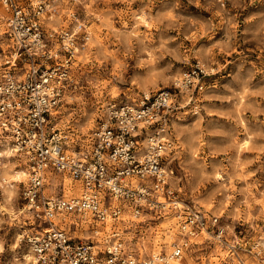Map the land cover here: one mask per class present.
Masks as SVG:
<instances>
[{"label": "clouds", "instance_id": "9594fccd", "mask_svg": "<svg viewBox=\"0 0 264 264\" xmlns=\"http://www.w3.org/2000/svg\"><path fill=\"white\" fill-rule=\"evenodd\" d=\"M92 2L93 0H32V8L35 15L40 17V24H47L48 27H52L54 23L59 27L61 35H65L64 26L59 18L62 14L61 10L75 7L76 5H82L88 8ZM122 2L130 6L133 0H122ZM152 2L153 0H148L149 5H151ZM0 5H3L6 9L8 7V0H0ZM197 5L200 6L199 0H197ZM228 5H231V7ZM255 5H257V0H206L204 5L205 9L213 12L214 16L219 17L220 22L225 26L228 32L227 42L223 45H216V48H222L225 52L234 51L238 46L237 37L242 33L243 38L248 42H254L258 48L264 50V3L256 6L254 10L249 11V9L253 8ZM176 6L177 5L174 4L167 11L157 14V23L162 26L165 33L169 30H176L179 32L182 28L185 33H188L196 25H199L201 28L206 27L208 31H211V21L202 24L199 20L189 19L183 15L176 14ZM244 12H247V15H244ZM49 13L52 15L49 16ZM70 18L73 20L75 19L74 16ZM133 18H135V14H133ZM13 25L14 22H10L6 27L0 29V35H2L3 31H10L13 37L12 47L14 52H18L19 47L24 46L28 48L29 54L32 57L56 58L57 48H63V45H56L49 50L42 43L35 45L32 43L35 37L30 40L22 41L20 33L14 30ZM80 30L79 27L75 28L73 35ZM50 35H53V33H50ZM175 39L176 37L168 36L161 41V47L171 43ZM70 48L71 45H69V49ZM175 51L178 52L179 48L175 49ZM168 54H172V52L165 51L162 53V55ZM9 56H11L10 59ZM17 58L18 56L12 53L0 56V77H7L11 80L15 90L20 94L18 98L16 95L8 93L4 99H0V230H4L6 227H16L22 230L21 233L17 235L15 244L11 246L13 253H15V250L26 238L29 242H34L37 238L40 241L44 239L43 234L37 237L34 235L33 231L23 230L26 224H34L38 219L41 222L47 221L52 223L54 229L58 226L66 230L68 224L76 223L77 220L83 219L84 223L80 226L86 228L89 218L93 215V211H95V213L100 215L101 222L109 218V213L117 217L115 221H110L117 225L112 231L104 233L98 232L91 237L93 241L99 242L98 248L100 250L111 252L118 259H123L127 254V259L124 260V264H138V262L132 260V253L137 248H142L145 254L151 257L145 260L144 264H180V260L184 257L186 250H188V242L178 238L176 233L178 232L180 236L193 235L190 227L185 230V228L180 226L183 223V218H181L180 223L169 220L168 224L165 225V227L169 228V232L165 233L168 235V240L164 242L167 247L168 256L163 259L160 257V248L158 246L155 251L149 252L145 240H141L139 244L134 245L132 243V235L129 234L125 236L123 234L122 228H130L132 227L131 224L120 226V220L122 219H149L146 215L137 214L134 210L135 205H142L145 210L151 209L159 215L164 216H167L169 212H181L182 205L177 204L174 199L170 204L162 199L164 184L169 183L171 185L168 190V195L171 199V193L179 190L178 185L180 184V180L173 178L171 171L164 170L155 173V175L160 177L161 182L153 185L149 181L147 182V188L138 187L135 183L129 185L125 182L123 186L134 189L139 197L135 199V203L128 209V217L122 215L116 208L104 210L98 197H94V209L85 208L82 203L74 199L77 194L68 191L69 185L71 184L68 177L69 175H75L71 168H60L59 172L53 171L57 161L75 163L81 160L82 156H73L71 152L64 155L62 152H57L54 148L49 146L47 156L45 157L47 160L46 164L44 160L38 159L37 156L34 155V153L40 149V145L45 142L42 136L29 135L20 128L21 121H23L28 114L27 107L22 106L23 102L27 99L26 88L36 68L33 66H26L27 70L23 75L17 74L9 77L8 73ZM184 62L187 63L186 58ZM5 64H8L9 68H5ZM144 66L146 73H136L132 78L135 81V86L140 89L139 93L133 92V95L139 97L142 93L144 97H147L154 92L160 84L176 82L171 68L165 67L158 69L155 66H149L147 62ZM207 71H211V69ZM65 79H71V77L66 76ZM97 79H99V74L85 76L83 81L76 84V91L71 93L73 101L79 105L77 111L81 114H84V105L92 102V98L95 97L94 102L99 108L97 112L93 114V120L96 115L101 117L106 116L107 109L105 105H111L112 103L111 97L106 91L98 93L97 84L95 83ZM181 79L184 81V87L182 88L184 103L180 106H184L190 102L191 89L188 88V84L195 82L191 81L190 77L187 75L182 76ZM116 83L126 84L127 81L122 77H109L107 88L115 86ZM246 85L247 82H245L243 91L237 93L241 103H244L245 99L248 97L257 95L264 96V91L253 92ZM53 88L58 89L59 85L53 83L46 89L42 87L40 91L43 95L49 97L44 110L50 112L53 118H56L57 109L60 113H63L65 110L63 108H58L61 100L55 98L59 95V92H53ZM3 93H5V89L0 88V94ZM77 97H79V99H77ZM177 103L178 101H173L171 106L174 107ZM254 103L253 101L246 106L248 108H253ZM253 112L255 114L254 109ZM17 116H19V119H16ZM70 118L71 117H66L58 124L62 133L67 128H73V126L68 123ZM154 119H158V117H153L150 114H144L142 116L139 112L135 111L133 107L120 112L116 117L117 122L115 124L108 121L107 127L119 129L121 135L110 138L106 142L117 145V152L121 155L116 157L100 154L97 157L98 163L101 166L107 164L109 167L112 165L120 166L125 163L124 153L127 146L124 144V137L141 135L140 129L152 124ZM88 127L87 124H82L79 120L76 121L72 134L65 137L70 148L72 146L73 135L77 137L80 134L88 135ZM6 131L11 134L5 136L4 133ZM245 131L247 132V130ZM206 134L213 133H206L200 128H177L175 138L179 141L180 138L183 137L181 143L173 144L172 138L169 137L167 139L161 138L158 140L146 141L143 147L149 150L153 162H155L156 157L167 156L174 147L186 149L195 157L199 151H202V147L205 143L204 136ZM24 136L28 137L27 141L24 140ZM91 139L92 138L89 137V141ZM257 140L264 141V133L248 135L243 141V146L235 140L228 146L229 150H235V156L229 158L234 175L227 176L226 169L219 170L225 174L228 180L236 179L237 176L247 180L255 176V172H246L244 170L253 163L259 162V155L254 159H241V154L243 151L264 153V143H256ZM129 143L131 142L129 141ZM84 146L85 148L90 147L87 141ZM89 155H91V152H89ZM33 161H35L36 167H32L31 162ZM140 163H144V158H140ZM190 163L195 164V159L190 161ZM48 165H52L53 168H49ZM181 165L187 170V166L184 165L183 162H181ZM94 173L95 169H93L92 174ZM92 174H88L85 177L88 179L89 183L92 182ZM147 175L148 173H145V176ZM199 176H203L202 165H197L196 169L188 174L189 181H193L194 178ZM202 182L203 181H201V183ZM101 183L103 188L111 189L115 181L109 179L107 173H105ZM199 187L200 184H196L192 188L194 198L199 196ZM229 187V184L223 185L212 192L208 196V199L204 201L205 203L215 202L216 208L213 213L215 217L219 218L224 216V224H217V227L223 228L221 236L227 243H222L220 237L211 234L207 235L206 239L209 245L214 244L217 249L223 250L221 255L225 264H264V227H261L260 224L257 223V221L264 222V199L256 201L251 196L249 188H241L238 189L237 192L244 196L242 201L237 202L234 195L231 197L224 196L223 199L216 200V197L224 195L225 189ZM249 187H251V185ZM148 189H152V191H148ZM87 195H91V193ZM25 200L27 203H22V201ZM250 200L252 203H249ZM200 203L201 201L197 199V204ZM229 203L233 205L232 209L228 208ZM257 203L259 204V208L255 209L256 214L252 215L249 220V210L255 208ZM125 207H128V205H125ZM78 208L81 210V216L76 215ZM229 220L232 222L229 223ZM237 221L241 224H248L251 229L249 233V235L252 236L251 239L245 241L234 238V229ZM211 223L215 224L216 221H211ZM252 233H255V235H252ZM230 237L232 238L230 239ZM120 241H123V243ZM173 241H175V246H173ZM55 248L56 245L50 241L42 246H33L29 253L23 256L22 259L15 258L14 264H39L40 261H44V264H52L49 256L55 255ZM238 248L243 249V255L237 250ZM4 251V241L0 240V253ZM91 251L95 253L97 249H92ZM44 252H46L47 255H44ZM108 264H115V261H109Z\"/></svg>", "mask_w": 264, "mask_h": 264}, {"label": "rangeland", "instance_id": "374dc122", "mask_svg": "<svg viewBox=\"0 0 264 264\" xmlns=\"http://www.w3.org/2000/svg\"><path fill=\"white\" fill-rule=\"evenodd\" d=\"M205 3L206 0H199L200 6H198L197 0H153L149 5L148 0H133L129 6L122 0H93L88 8L76 5L74 8L77 11V16L87 24L90 38L86 45L79 48L76 53L71 66L73 84L65 95L66 99L64 97L58 106L65 111L60 113L57 109V117L53 118V122L60 131L58 124L66 117H71L68 123L73 128L78 120L82 124H87L89 126L88 135L80 134L78 137L73 135L71 148L65 137L72 134L73 128H67L63 133L61 132L68 149L75 151L85 149V142L91 144L92 140L89 141V137L102 118L96 115L95 119H92L93 114L99 108L94 102L95 97L92 98V102L84 105L83 113L86 115L77 111L79 105L72 99L71 93L76 91V84L83 81L85 76L99 74V79L95 81L98 93L106 91L111 99L127 100L137 97L133 95V92H140L132 78L136 73H146L144 66L146 62L149 66H155L158 69L171 68L175 78L180 71L199 60L207 69H211L210 74L205 78L206 86L201 92L194 93L198 97L196 108L192 101L181 107L172 120V129L174 136L177 128L185 127L200 128L206 133L213 134L204 136L205 143L202 151H199L195 157L190 151L177 147L169 155L168 163L173 169V178L180 180L178 188L182 197L196 207L213 214L216 208L215 202L205 203L204 201L212 192L225 184H229L230 187L225 189L224 195L216 197V200L234 195L237 202L242 201L244 196L237 192L241 188H249L251 196L256 201L264 199V153L242 152L241 159H254L259 155V162L253 163L244 170L255 172V176L247 180L239 176L236 179L228 180L225 174L219 171L226 169L227 176L234 175L229 158L235 156V150L228 148L233 140L243 146V141L248 135L264 133V96L248 97L244 103H241L237 96V93L243 91L245 82L253 92L264 91V50L258 48L254 42H248L243 38L242 33L237 37L238 46L234 51L225 52L222 48H216V45H223L227 42L228 32L219 17L205 9ZM262 3L264 0H257V5L250 8L249 11L254 10ZM174 4L177 5L176 14L199 20L202 24L211 21V31H208L206 27L201 28L196 25L188 33H185L183 28L179 32L169 30L165 33L162 26L157 23L156 17L158 13L167 11ZM228 6L231 7V5ZM66 9H62L60 21L63 25H72V21L65 14ZM4 14L5 11L0 5V29H3L5 25ZM133 14H135V18H133ZM243 14L247 15V12ZM42 25L44 30L59 28L54 23L52 27H48L47 24ZM168 36L176 37V39L161 47V41ZM177 48H179L178 52L175 51ZM165 51H170L172 54L162 55ZM185 58L187 63L184 62ZM109 77H122L127 83H116L115 86L107 88ZM171 86L172 83H162L158 87ZM253 101L255 102L253 108H248L246 105ZM181 103L183 104L184 100ZM182 141L183 137L177 141V144ZM256 143H264V141L257 140ZM193 159H195V164L190 163ZM181 162L187 166V170L181 165ZM197 165L203 166V176L189 181L188 174L193 172ZM201 181L203 182L201 183ZM196 184H200L199 196L194 198L192 188ZM250 185L251 187H249ZM197 199L201 201L200 204H197ZM249 203L252 201L250 200ZM228 208L232 209L233 205L229 203ZM258 208L259 204L257 203L255 208L249 210V220L252 215L256 214L255 209ZM169 220L174 221V218L160 217L154 221L155 223L150 221L151 225L147 228L148 235L157 232L155 236L149 237L150 250L156 249L157 246L160 248L159 244L162 249L166 248L164 242L168 240V235L165 233L169 232V228L165 225ZM218 220L223 224L225 222L224 216L219 217ZM231 222L229 220V223ZM257 223L264 227V222L257 221ZM29 225L26 224L24 229L30 228ZM133 230L135 229L130 227L132 233H134ZM21 231L16 227H6L4 230H0V240L4 241L5 248V251L0 253V264H14V258L21 257L24 251L22 242L15 253L11 248ZM82 232L88 234L89 231L87 228L82 231L79 229L76 234ZM234 232L235 239L247 241L252 238L249 235L251 229L248 224H241L237 221ZM237 250L242 255L244 254L243 249L238 248ZM222 251V249H217L214 244L209 245L207 239H203L199 247H192L184 255L182 262L225 264L221 255Z\"/></svg>", "mask_w": 264, "mask_h": 264}, {"label": "built area", "instance_id": "2783aa9c", "mask_svg": "<svg viewBox=\"0 0 264 264\" xmlns=\"http://www.w3.org/2000/svg\"><path fill=\"white\" fill-rule=\"evenodd\" d=\"M5 14L4 22L6 27L10 22H14V30L20 33L21 40H32L35 45L44 44L47 49H51L56 45H63V48H57L56 58H39L32 57L29 54L28 48L24 46L19 47L18 52H14L12 47L13 37L10 31H3L0 35V56H5L10 53L15 54L18 58L11 66V70L8 76H15L17 74L23 75L27 70L26 66H33L36 71L32 78L28 82L26 88L27 99L23 102L22 106H26L28 114L24 120L20 123V128L29 135H35L38 137L42 136L45 141L40 145V149L34 153L38 159L44 160L47 164L45 157L47 156L49 146L54 148L57 152H62L67 155L69 152L73 156H82L81 160L70 163L69 161H57L56 167L48 165L49 168H53L54 172H59L60 168L70 167L75 175H69L68 179L71 184L68 191L75 193L74 199L84 205L85 208H95L94 197H98L101 201L104 210L116 208L122 215L128 217V209L135 203V199L139 198L135 193L134 189L130 187H124L123 185L127 182L129 185L137 184L138 187L147 188V182H151L153 185L161 182L160 177L155 175L158 171L168 170L173 174V169L169 166L168 157L175 150L174 147L167 156L156 157L155 162L152 160V156L147 148L143 145L149 140H158L161 138L167 139L172 138V143L177 144L172 129V120L176 117L178 111H180L181 101L184 100L182 88L184 87V81L181 79L182 76L187 75L191 81L195 83H189L188 88L191 89L190 102L194 105V108L198 106V97L194 93L201 92L206 86L205 78L210 74L206 66L199 60L194 61L188 67L180 71L175 77L174 83L171 87H158L149 96L144 97L141 93L140 96L133 99H111V105H105L107 112L106 116L102 117L92 131L91 144L89 148L82 150H70L65 146L63 141V134L55 126L53 122V116L50 112L44 110L49 100V97L41 93V88H48L51 84L55 83L59 85V88H53V92H59V95L55 98L63 100L68 89L73 84V78L71 76V66L75 59L76 53L79 48H83L88 39L90 38V30L83 19L77 16V11L74 7L66 9V15L72 21V25H63L65 35H61L59 28H51L50 30H44L43 25L39 23L40 17L35 15L32 8V0H8V7L5 9L2 5ZM61 12H63L61 10ZM70 14V15H69ZM49 16L52 14L49 13ZM74 16L75 19L70 17ZM3 27V28H4ZM79 27L81 30L73 35L75 28ZM53 33V35H50ZM69 45L71 48L69 49ZM7 49V52H6ZM11 56H9V59ZM5 68H9L8 64L4 65ZM71 77V79H65V77ZM0 88L5 89V93L0 94V99H4L8 93L14 94L19 98V92L15 90L14 84L7 77H0ZM173 101H178L176 106H171ZM188 104V103H187ZM185 106V105H184ZM139 112L142 116L144 114H150L154 119V122L145 128L140 129L141 135L135 137H124V144L127 146L124 153L125 163L120 166L112 165L109 167L107 164L101 166L98 163L97 157L100 154H107L109 156L119 157L121 154L117 152V145L109 144L106 141L110 138H115L121 135L119 129L114 127H107L108 121L115 124L116 117L120 112L125 111L128 108H133ZM19 119V116L16 117ZM11 133L5 132L4 135H10ZM27 141L28 137H23ZM129 141L131 143H129ZM91 152V155H89ZM144 158V163H140V158ZM32 167H36L35 161L31 162ZM93 169L95 173L92 174ZM107 173L109 179L114 180L115 184L113 188H103L102 179ZM145 173H148L145 176ZM88 174H92L89 183L85 177ZM171 187L169 183L164 184V194L162 199L167 201L169 204L174 199L177 204L182 205V211L172 213L169 212L167 216L159 215L154 210H145L142 205H135V212L137 214H143L149 217L147 220L138 219H122L120 220V226L124 224H131L134 233L130 231V228H122V232L125 236L131 234L133 239L132 243L137 245L141 240L146 241V247L149 252L155 250L149 249V237L156 235L157 232H152L148 235L147 228L150 226V221H156L160 217H172L174 221L180 223L183 218L181 227L187 230L191 228L192 236H180L177 232L176 235L180 239H184L188 242V250L185 254L192 249V247H199V244L203 239H206L207 235L211 234L221 238V242L226 241L221 236L223 228H218L217 224L223 225L217 217L213 214H209L203 209L196 207L186 201L180 194V190L173 191L171 193V199L168 195V190ZM152 191V189H148ZM91 193V195H87ZM27 203V201H22ZM128 205V207H125ZM77 216H81V210L78 208L76 212ZM117 217L109 213V218L101 222L100 215L93 211V215L89 218L87 224L88 234H76V231L84 229L81 227L84 223L83 219L77 220L76 223L67 225V229L63 230L60 227L54 229V225L50 222H41L36 220L34 224L29 223L28 229L33 231L34 235L39 237L43 234V241L38 238L34 242H29L26 238L23 243L24 251L21 254L27 255L33 246H42L46 242H51L56 245L55 255L49 256L52 264H108L109 261H115V264H124V260L127 259V254L123 259H118L113 253L106 250H100L98 248V241H93L91 237L96 233H104L112 231L113 228L117 227L115 221ZM216 221V223H211ZM127 222V223H125ZM155 223V222H154ZM21 233V232H20ZM19 233V234H20ZM197 238H200L199 240ZM115 239V237H114ZM123 243V241H120ZM160 245V257L166 258L168 256L167 247L162 249ZM175 246V241H173ZM97 249L95 253L91 251ZM47 255L46 252L43 253ZM149 255H146L142 248H137L132 253V260L138 262V264H144L145 260L150 259ZM184 258V257H183ZM182 258V259H183ZM180 264H189L182 262ZM39 264H44V261H40Z\"/></svg>", "mask_w": 264, "mask_h": 264}, {"label": "bare ground", "instance_id": "6f19581e", "mask_svg": "<svg viewBox=\"0 0 264 264\" xmlns=\"http://www.w3.org/2000/svg\"><path fill=\"white\" fill-rule=\"evenodd\" d=\"M153 250H155V249H153ZM15 259V258H14Z\"/></svg>", "mask_w": 264, "mask_h": 264}]
</instances>
